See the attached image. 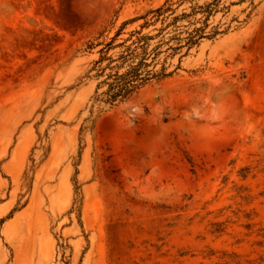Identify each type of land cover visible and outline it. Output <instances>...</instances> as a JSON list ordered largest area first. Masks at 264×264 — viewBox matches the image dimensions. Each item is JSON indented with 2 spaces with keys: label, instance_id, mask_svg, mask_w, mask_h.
Wrapping results in <instances>:
<instances>
[{
  "label": "rangeland",
  "instance_id": "374dc122",
  "mask_svg": "<svg viewBox=\"0 0 264 264\" xmlns=\"http://www.w3.org/2000/svg\"><path fill=\"white\" fill-rule=\"evenodd\" d=\"M167 1L0 0V264H264V0H170L144 34L206 5L218 34L93 100L88 43ZM195 13L151 42L155 70Z\"/></svg>",
  "mask_w": 264,
  "mask_h": 264
},
{
  "label": "trees",
  "instance_id": "16d2710c",
  "mask_svg": "<svg viewBox=\"0 0 264 264\" xmlns=\"http://www.w3.org/2000/svg\"><path fill=\"white\" fill-rule=\"evenodd\" d=\"M169 1L170 0L157 9L126 21L116 32L114 37L111 38L110 42L106 44L101 42L97 45L93 42L88 43L89 49L95 48V46L98 45H103V48L99 51L100 58L95 62L94 67L89 72H97L92 76L98 81L93 97L96 103L113 108L127 102L149 85L173 76L175 72L181 68L182 58L187 56L192 48L198 46L201 40L214 37L218 34H206L208 26L207 21L212 13L209 5L192 7L193 11L191 13H183L174 16L173 20L165 27L158 29L159 33L156 36L144 34V30L149 29L151 26H155L159 21L165 22L167 19L165 15L167 13L172 12L170 14L172 16L175 14L168 4ZM216 1L219 2L220 0ZM196 10H199V12L204 15L205 25L195 28L192 32L188 33L186 37L175 35L171 37L168 42H176V46H170L168 48V50H173L176 54H181L184 49H187L186 53L181 55L176 69L169 71V68L166 67V63H164L159 70H155L158 58L161 54L159 50L161 44L152 46L151 42L168 28L172 26L177 27L178 22L196 14ZM150 16L151 18L149 19ZM139 20H144L140 28L130 32L128 38L117 43L126 26ZM102 36L103 33H101L97 39H100ZM117 48H121L122 51H120L116 57L110 56V52Z\"/></svg>",
  "mask_w": 264,
  "mask_h": 264
}]
</instances>
